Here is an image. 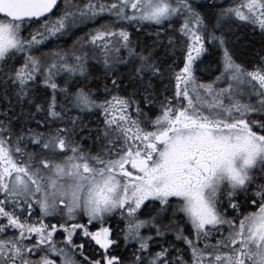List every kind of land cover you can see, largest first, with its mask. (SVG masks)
<instances>
[{
    "label": "snow or ice",
    "instance_id": "1",
    "mask_svg": "<svg viewBox=\"0 0 264 264\" xmlns=\"http://www.w3.org/2000/svg\"><path fill=\"white\" fill-rule=\"evenodd\" d=\"M0 264H264V0H0Z\"/></svg>",
    "mask_w": 264,
    "mask_h": 264
}]
</instances>
